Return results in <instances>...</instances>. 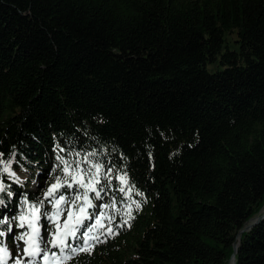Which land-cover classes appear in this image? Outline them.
<instances>
[{"label": "trees", "instance_id": "obj_1", "mask_svg": "<svg viewBox=\"0 0 264 264\" xmlns=\"http://www.w3.org/2000/svg\"><path fill=\"white\" fill-rule=\"evenodd\" d=\"M57 144L134 185L61 264H264V0H0L2 237Z\"/></svg>", "mask_w": 264, "mask_h": 264}, {"label": "snow or ice", "instance_id": "obj_2", "mask_svg": "<svg viewBox=\"0 0 264 264\" xmlns=\"http://www.w3.org/2000/svg\"><path fill=\"white\" fill-rule=\"evenodd\" d=\"M56 160L59 162L53 172L57 169L60 171V175L54 177L53 183L49 186L47 191L44 192V199L48 200L52 204L53 212L49 214L48 212L41 213L40 208L43 207L44 201L39 202L37 205H28V212H22L18 217L20 223L18 227L24 228L27 226L31 231L27 233L28 239H25V234H22L18 238L21 241H25L28 247L23 249V255L27 257L40 256L43 253V259L47 262L49 253L41 248V244H50L52 248H59L61 253L68 250V255L64 256L65 260L72 259L75 255L79 253H91L94 248L93 241L99 242V236L91 235L94 231H97V226L100 229L104 228L101 223L102 219L107 218L109 221L115 217H106V210L112 209L114 212H120L122 215H126L127 219L123 223L127 224L129 219H132L131 215V204L127 205L128 211L126 213L121 212V209L116 207V200L113 197L112 202L103 203L102 193L107 195L109 189L111 188V183L113 178L120 182V187L118 191L123 193L124 196L130 197V192L133 190L134 185L130 186L126 191L123 185H128V174L127 171L121 170V174L112 176V168L108 167L99 162V160L94 161V157L97 156L96 152H90L83 156L81 159V154L79 152L69 153L68 155L75 156L76 159H66L60 152L65 150L60 148L59 144L56 145ZM10 164H5L4 171L7 172L10 178L15 179L18 183L19 177L16 176L14 172L10 171ZM62 189L72 190L71 196H66ZM7 192L9 196L12 195L8 192L5 185L0 182V193ZM138 195H143V193H138ZM82 201V203H80ZM93 201H100L97 204ZM3 199H0V204H3ZM25 204H28L27 198L24 200ZM135 207L138 210L140 204L133 201ZM67 205V216L63 220V226L56 219L63 215ZM89 209L92 211L89 212ZM41 215H43L49 223L53 225V229L50 233L51 239L45 242L44 237L41 235V228L39 227V222L41 220ZM15 219V218H14ZM85 221L92 222L90 224H85ZM7 222V219H0V224ZM83 229V231H82ZM9 233L12 229H8ZM108 234L111 235L113 230L109 228L107 230ZM4 232H0V237L4 236ZM70 241H75L77 246H73ZM2 244V241H0ZM55 255V253H52ZM9 260L13 261V264H33V261H23L9 251L7 246H0V264H7Z\"/></svg>", "mask_w": 264, "mask_h": 264}, {"label": "rangeland", "instance_id": "obj_3", "mask_svg": "<svg viewBox=\"0 0 264 264\" xmlns=\"http://www.w3.org/2000/svg\"><path fill=\"white\" fill-rule=\"evenodd\" d=\"M224 44L229 45V47H231V48H237L238 47L237 43H235L233 41V35H227L226 36V42H224ZM212 69H214V68L209 67V70H212ZM11 162H12V160H11ZM40 180L41 181L39 184H33L30 186V188L31 189L37 188V192L44 194V192L47 191V189L49 188L51 183H53L54 177L52 176V174H50V172L49 173L47 172L46 175L43 178H41ZM93 202L97 203V204L101 203L100 201H93ZM80 203H82V201ZM64 208H65V211H64L63 215L56 217V219L60 223L61 227L63 226V220L67 216V205H65ZM45 211L48 212L49 214H51L53 212L52 204L49 203L48 200H46L45 205L42 207L41 213H44ZM91 211L92 210L89 209V212H91ZM19 223H20L19 219H17V225L16 226H15V224L12 223V226H11L12 232L10 233V237H8V236L2 237V239L0 240V241H2V244H0V246H7L9 251L12 252L14 256L21 258L23 261L31 260V261H33V264H61V262L63 260H65L64 256L68 255L67 249H65V251L63 253H61L59 248H52V246L50 244H47V243L41 244V248L44 251H47L49 253L47 262H45V260L42 258L43 253H41L40 256H36V257H30V258L23 257V249L25 248V241H21L19 239H15V238H18L22 234H25V236H26L27 232L30 229L27 226H25L24 228L18 227ZM90 223H94V221H92V222L85 221V224H90ZM101 223L104 225V227L106 226L107 221L105 220V218L102 219ZM16 227L18 228V230H16ZM39 227L41 228V235L44 237L45 242H47L49 239H51L50 233L53 229V225L51 223H49L48 220L43 215H41ZM97 229L98 230L100 229L99 226H97ZM82 231H83V229H82ZM95 232H97V231H94L91 235H93ZM52 253H55V255H52ZM7 264H13V261L9 260L7 262Z\"/></svg>", "mask_w": 264, "mask_h": 264}, {"label": "water", "instance_id": "obj_4", "mask_svg": "<svg viewBox=\"0 0 264 264\" xmlns=\"http://www.w3.org/2000/svg\"><path fill=\"white\" fill-rule=\"evenodd\" d=\"M260 215H256V216H253V217H251L248 221H247V223L245 224V226H244V229L245 230H249L255 223H257L258 222V220L260 219V218H262L263 216H264V206H263V208L260 210ZM236 247H237V245L235 244L234 245V248H235V251H236ZM233 256H234V254H233Z\"/></svg>", "mask_w": 264, "mask_h": 264}, {"label": "bare ground", "instance_id": "obj_5", "mask_svg": "<svg viewBox=\"0 0 264 264\" xmlns=\"http://www.w3.org/2000/svg\"><path fill=\"white\" fill-rule=\"evenodd\" d=\"M26 247H27V245H26ZM23 257H25V258H30V257L24 256V255H23Z\"/></svg>", "mask_w": 264, "mask_h": 264}]
</instances>
